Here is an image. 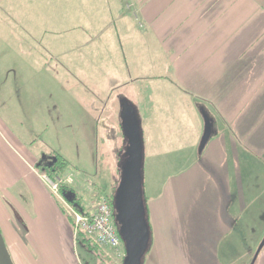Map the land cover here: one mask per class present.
Here are the masks:
<instances>
[{"label":"crops","instance_id":"1","mask_svg":"<svg viewBox=\"0 0 264 264\" xmlns=\"http://www.w3.org/2000/svg\"><path fill=\"white\" fill-rule=\"evenodd\" d=\"M79 23L90 24L91 39L116 33L113 52L108 44L99 51L109 86L141 79L133 98L121 95L120 110L126 98L139 119L143 175L147 164L175 168L146 196L151 239L141 264H264V0H0V231L7 248L20 264L90 262L75 248L71 214L42 178L37 166L46 153L35 147V136L59 120L54 105L38 96H45L47 68L39 56L47 47L60 56L77 48ZM141 42L160 55L178 98L143 85L140 62L109 74V56L133 57ZM84 44L93 65L98 53ZM29 70L45 76L31 81ZM22 82L35 84L29 88L36 98H10ZM202 110L214 132L199 151ZM121 140L119 151L123 130ZM101 250V263L122 264V256Z\"/></svg>","mask_w":264,"mask_h":264},{"label":"rangeland","instance_id":"2","mask_svg":"<svg viewBox=\"0 0 264 264\" xmlns=\"http://www.w3.org/2000/svg\"><path fill=\"white\" fill-rule=\"evenodd\" d=\"M54 25L57 27L61 24ZM64 25L62 24V26ZM77 25V48H70L68 53L60 56L54 54L53 49L48 48L47 44L44 45L47 49L43 48V54L39 56L40 61H43L47 68H45L46 78L43 85L45 96L43 90L38 92V96L46 98L50 104L54 105L55 110L57 109L59 120H55L51 130L43 131L39 136H35L38 137L35 140V147L38 149L41 147V153H46L45 158L56 152L65 158L66 170L61 175H58L56 179L59 180V184L64 182L71 186L84 207L95 204L100 196L103 195L96 186L100 187L104 195H108L121 180L122 171L118 167L119 146L122 141L120 98L125 93L133 98L132 96L135 95V90L138 88L136 82L141 79L133 80L129 86L121 82L118 85H115L114 82V84L111 83L112 86H109L107 65L102 64L101 58L104 55L99 54V51L105 50V46L108 44L111 46V53L113 52L115 43L111 40L110 34H113L112 31L107 33L110 39H106L107 35H103V38L91 39L87 33L88 30H85L86 26L90 24L79 23ZM91 26H102V24H91ZM81 32L87 35H83L82 38ZM114 34L116 35L115 32ZM121 40H123L122 46H125V51L128 53L125 43L126 37ZM85 42L90 43L91 45L89 46H93L98 53L94 55L93 65L88 64L89 56H86ZM140 45V47H136L137 54L133 57L123 55L119 51L120 55L115 53V56H109V74L117 77L124 72L126 66L136 65L140 62L142 71L146 70V73H143L146 75L145 78H142L143 85H150L153 94L156 93L161 98H170V96L178 98L179 93L176 92L175 88L171 87L169 76L164 70L159 68L161 67V64L159 65L160 55L157 56L156 52L152 50L148 51L144 42H141ZM151 61L157 63V66L154 64L157 68L156 71H150L152 67ZM63 65H66V67ZM114 68H118L119 72ZM29 71L32 75L31 81H35L33 79L35 75L42 76V78L45 76L43 71ZM26 73L24 72V74ZM20 81L21 78L16 83H20ZM36 82L38 85L42 83L39 80H36ZM22 85H24L23 82L20 84L21 87L18 94L15 93L17 88H11L12 95L10 98H36L29 88V86L34 87L35 84H28V86L24 87ZM143 90L146 92L147 87L145 86ZM66 98H71L70 106L63 108L59 104L57 108V101L63 102ZM74 98H77V102L74 101ZM92 99L95 108L93 113L97 117L94 120L90 119L88 115L91 110L90 101ZM67 101L69 102V99ZM96 107L99 108L96 109ZM69 111L72 113L70 116H68ZM48 113L50 112L48 111ZM28 124L26 122V126ZM106 132H108L107 135L105 134ZM173 169L175 168H154L147 164L143 175L145 195L149 196L155 192L160 185L159 178L170 173ZM57 196L60 199L63 198L64 205L71 214V206L67 204V200L59 193ZM74 242L78 253H80L82 248L86 251L83 252V257L90 261L89 264H107L101 263L99 254L96 251L85 246L83 241L80 240V235H77V239L75 238ZM12 249L13 247L11 249L8 248L11 252V257L16 261L14 264H20L18 256ZM103 249L110 251L108 248ZM110 252L115 254L112 250ZM109 264H113V262Z\"/></svg>","mask_w":264,"mask_h":264},{"label":"water","instance_id":"3","mask_svg":"<svg viewBox=\"0 0 264 264\" xmlns=\"http://www.w3.org/2000/svg\"><path fill=\"white\" fill-rule=\"evenodd\" d=\"M120 110L121 127L125 136V158L121 166V180L115 190V218L118 221V233L123 241L125 255L122 264H141L148 249L149 227L145 217L143 186V151L139 122L133 107L126 98L122 99ZM201 114L204 120L203 132L198 150L202 151L214 132L213 118L206 111ZM53 161L57 158L52 156ZM73 191L65 192L68 201ZM70 195V196H69ZM0 264H14L10 252L0 231Z\"/></svg>","mask_w":264,"mask_h":264},{"label":"built area","instance_id":"4","mask_svg":"<svg viewBox=\"0 0 264 264\" xmlns=\"http://www.w3.org/2000/svg\"><path fill=\"white\" fill-rule=\"evenodd\" d=\"M42 178L54 194L59 193V180L51 179L46 173ZM75 232L82 231L101 248L114 251L116 256L125 255L123 241L113 222V204L106 195L100 196L96 208L92 212H80L71 208Z\"/></svg>","mask_w":264,"mask_h":264},{"label":"trees","instance_id":"5","mask_svg":"<svg viewBox=\"0 0 264 264\" xmlns=\"http://www.w3.org/2000/svg\"><path fill=\"white\" fill-rule=\"evenodd\" d=\"M137 120L139 122V119L137 117ZM139 130L140 126H139ZM125 148V147H124ZM124 148H122L121 151H119V170L121 171V166L123 163V160L125 158V153H124ZM51 156H56V160L51 162L50 166H46V164L44 162H41L37 168L42 172V173H46L51 179L56 180V178L58 177V175H61V173H63L66 169H65V165H66V160L65 158L60 155L59 153H51ZM47 158V156H46ZM46 158L43 160L45 161ZM120 182V181H119ZM118 182V184H119ZM118 185L114 186L113 190L106 195L107 198L111 201V203L113 204V222L115 224V226L118 228V221L116 220V216H115V207H114V195H115V190L117 188ZM59 193L65 194V192H69V191H75L71 186L67 185L66 183H60L59 184ZM142 192H143V198H144V205H145V217H146V221L149 227V241H148V245L150 246V239H151V230H150V225H149V221H148V213H147V197L145 195L144 192V183L142 186ZM70 196V195H69ZM64 197V196H63ZM72 197V200L69 201L71 206L74 207V209L80 211V212H84L83 211V205L81 204L80 198L78 197L77 193L75 192L74 196H70ZM86 213V212H85ZM69 221L71 222V224L74 226V221L72 219V217L70 215H67ZM78 235H80V240L84 242V244L89 248L92 249L94 251H96L99 254V257L101 260H104V256H103V252L101 250V248L94 243L89 237H87L82 231H78L77 233ZM148 246V248H149Z\"/></svg>","mask_w":264,"mask_h":264},{"label":"flooded vegetation","instance_id":"6","mask_svg":"<svg viewBox=\"0 0 264 264\" xmlns=\"http://www.w3.org/2000/svg\"><path fill=\"white\" fill-rule=\"evenodd\" d=\"M52 161H53L52 156H50V157H47L46 160L42 161V162H44L46 164V166H50Z\"/></svg>","mask_w":264,"mask_h":264}]
</instances>
